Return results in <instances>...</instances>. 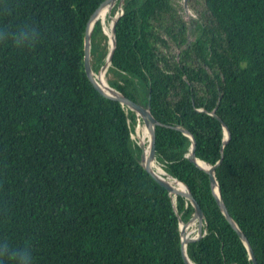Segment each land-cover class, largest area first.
<instances>
[{
  "label": "trees",
  "instance_id": "1",
  "mask_svg": "<svg viewBox=\"0 0 264 264\" xmlns=\"http://www.w3.org/2000/svg\"><path fill=\"white\" fill-rule=\"evenodd\" d=\"M100 1L0 0V264H16L11 254L25 247L31 264H184L178 219L190 220V202L151 179L132 137L141 119L84 72V30ZM178 3L123 1L105 81L149 103L158 121L190 130L207 163L222 150L223 199L264 264V0H204L210 21L194 17L189 41L183 24L166 38L155 25ZM98 22L93 72L108 50ZM214 108L230 133L222 148V124L207 113ZM189 147L181 131L156 128L157 161L205 217L189 259L251 264L206 175L185 157Z\"/></svg>",
  "mask_w": 264,
  "mask_h": 264
},
{
  "label": "water",
  "instance_id": "2",
  "mask_svg": "<svg viewBox=\"0 0 264 264\" xmlns=\"http://www.w3.org/2000/svg\"><path fill=\"white\" fill-rule=\"evenodd\" d=\"M114 1L113 0H101L98 6L93 10V12L90 14L85 30H84V36H83V67H84V72L89 80V82L92 84V86L105 98L113 100L118 102L120 105L129 108L132 110L136 116H138L143 125V129L146 132V145L144 144L142 138L138 134L137 139H138V145L140 147V163L142 167L146 170V172L149 174L151 179L159 186L165 188L168 193H171L174 195H181L185 199H187L192 208H193V214L190 220L187 223L182 222L180 219H178L179 222V234H180V247H181V256L184 264H193L191 260L189 259L188 254L184 255L183 250H182V233H181V226L183 224H188L190 222H196V230L195 234L191 236L189 239L192 240V242H197L201 236L205 232V217L204 214L198 204V202L195 200L193 197L192 193L190 192L188 186L183 183L182 181L172 177L169 173H167L160 163L156 159V151H155V132L156 128H169V129H175L181 131L184 135L188 137L190 140V147L188 152L185 154V157L198 169L201 170L207 177L210 185V190L211 194L217 203L221 213L231 226V228L235 231L239 239L241 240L242 244L244 245L248 258L251 261V264H258L254 255V252L252 250V247L244 235L243 231L239 228L237 223L234 221L232 218L225 201L223 199L219 183L217 181L216 175H215V170L218 167V165L221 162L222 155L220 150V157L217 160V162L213 165L207 163L204 161L200 156L196 154V151L198 150L197 147V141L194 136V134L185 128L184 126L180 124H175V125H167L164 124L160 121H158L151 113L150 110V105L149 103L146 104V106L141 105L140 103H137L130 98L124 96L122 93L119 91L111 88L107 82L105 81V74L108 71V69L112 66V59L116 47V39H115V23L119 16L123 12V8L120 10V12L116 14L117 16L115 18H110V11H111V6H113ZM107 5V15L106 18L102 16L98 22L99 26V36L101 39H103L107 45H108V50L104 59V62L102 65L99 67L97 72H93L90 66V35L91 32L90 27L92 26L91 20L92 18L96 15L98 11L105 10V6ZM91 24V26H90ZM102 80L105 81V84L107 87H104L102 84ZM197 111H205L203 109H198ZM208 114L214 116L216 119H218L223 127V132H224V139L222 141V146L221 148L229 141L230 139V133L228 131L227 126L221 119L216 115L215 113V108L211 110L210 112H207ZM139 125H136L138 127ZM136 130V128H135ZM146 148H147V157L146 156ZM160 168V170L166 174L165 182H161L157 178V168ZM207 167V168H206ZM164 179V177H163ZM168 179V180H167ZM169 182L177 184V185H182L185 187V190L179 189L178 187H175L173 184H169ZM172 202H174V197H172Z\"/></svg>",
  "mask_w": 264,
  "mask_h": 264
},
{
  "label": "rangeland",
  "instance_id": "3",
  "mask_svg": "<svg viewBox=\"0 0 264 264\" xmlns=\"http://www.w3.org/2000/svg\"><path fill=\"white\" fill-rule=\"evenodd\" d=\"M115 10L117 11V13L120 11V10L118 11L117 7L115 8ZM116 11L112 13L110 12V18L116 17L117 15ZM194 17H201L206 23L210 21L204 0H179V3L176 7L170 6L167 11H164V13H162L160 18L155 22V25L159 29L162 37L166 38L167 37L165 34L166 29L174 28L177 24H183L186 27L185 30H186L187 41H189L191 36V31L193 28ZM142 128L143 126L141 127L140 125L136 127V130L134 132L135 135L132 134V137L136 139L137 138L136 134H138L140 138H142L143 142L145 141L144 144L146 145L147 138L146 136H142L143 134ZM195 230H196V222H194L193 225H189V227L186 229V234L188 238H190L195 234Z\"/></svg>",
  "mask_w": 264,
  "mask_h": 264
},
{
  "label": "bare ground",
  "instance_id": "4",
  "mask_svg": "<svg viewBox=\"0 0 264 264\" xmlns=\"http://www.w3.org/2000/svg\"><path fill=\"white\" fill-rule=\"evenodd\" d=\"M114 1V4H113V6L115 5V3H116V6H117V8H118V11L119 10H121L122 8H123V0H113ZM105 7V10L103 9V10H101V11H98L97 13H96V15L92 18V20H91V23H92V26H91V24H90V32L92 31V28H93V25H94V23H95V21H97V20H100V18L102 17V16H104V17H106V15H107V5H104ZM113 6H111V9H112V7ZM111 12V11H110ZM120 12V11H119ZM117 16V15H116ZM102 82V84L104 85V86H106V84H105V81L104 80H102L101 81ZM142 131H143V134H142V136H146V132H145V130L142 128ZM135 135V134H134ZM146 156L145 157H147V151H146ZM157 168V167H156ZM207 168V167H206ZM157 170H158V172H157V178L158 179H162L164 182H165V178H166V174H164L161 170H160V168H157ZM163 177H164V179H163ZM168 180V179H167ZM169 184H173L175 187H178L179 189H183V190H185V187L184 186H182V185H177V184H174V183H171V182H169ZM194 224V222H190V223H188V224H183L182 226H181V233H182V250H183V253H184V255H186V253H187V243L189 242V240H191V239H189L188 238V236H187V234H186V229L189 227V225H193Z\"/></svg>",
  "mask_w": 264,
  "mask_h": 264
},
{
  "label": "clouds",
  "instance_id": "5",
  "mask_svg": "<svg viewBox=\"0 0 264 264\" xmlns=\"http://www.w3.org/2000/svg\"><path fill=\"white\" fill-rule=\"evenodd\" d=\"M7 247L5 246V255H8ZM16 259V264H31V255L27 247L15 250L14 254H11Z\"/></svg>",
  "mask_w": 264,
  "mask_h": 264
}]
</instances>
